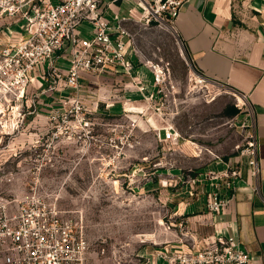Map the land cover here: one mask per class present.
I'll return each instance as SVG.
<instances>
[{
  "label": "rangeland",
  "instance_id": "1",
  "mask_svg": "<svg viewBox=\"0 0 264 264\" xmlns=\"http://www.w3.org/2000/svg\"><path fill=\"white\" fill-rule=\"evenodd\" d=\"M24 25L0 38L15 39ZM124 28L141 68L134 81L159 90L151 100L120 75L83 76L75 96L53 79L33 80L21 102L0 95V221L33 197L76 225L88 264H146V252L177 241L178 193L219 171V160L238 161L249 125L238 95L195 85L172 29L155 21ZM168 127L177 140H163Z\"/></svg>",
  "mask_w": 264,
  "mask_h": 264
},
{
  "label": "built area",
  "instance_id": "2",
  "mask_svg": "<svg viewBox=\"0 0 264 264\" xmlns=\"http://www.w3.org/2000/svg\"><path fill=\"white\" fill-rule=\"evenodd\" d=\"M119 1L123 0H0V20H9L6 27L25 21L15 39L0 38V95L21 102L33 80L53 79L62 84V90L75 96L83 76L121 75L145 95V100H151L159 90L153 87L148 92L146 86L132 77L129 33L121 21L110 27L104 18L105 9ZM136 1L141 9L139 23L155 21L174 29L182 0ZM83 24L89 27L87 37L81 33ZM189 68L198 88L228 90L195 71L190 62ZM153 72L158 86L160 76L155 67ZM55 88L51 90L56 91ZM238 97L245 101L243 95ZM74 109L75 113H82L81 106ZM83 120L81 117L79 123ZM163 131L164 141L177 140L178 135L171 127ZM219 162L223 169L210 170L190 180L192 185L209 184L205 210L211 214L220 213L234 200V184L244 165L256 190L260 167L249 125L238 161L233 165ZM177 244L181 247L179 251H158L157 258L168 264H253L249 252L234 237H216L203 244L181 230ZM87 250V241L70 219L61 218L55 208L46 207L33 197H27L13 214L0 221V264H88Z\"/></svg>",
  "mask_w": 264,
  "mask_h": 264
},
{
  "label": "crops",
  "instance_id": "3",
  "mask_svg": "<svg viewBox=\"0 0 264 264\" xmlns=\"http://www.w3.org/2000/svg\"><path fill=\"white\" fill-rule=\"evenodd\" d=\"M136 2L123 0L108 6L104 18L112 8L111 19H106L109 26L115 27L117 21L123 26L138 23L141 9ZM8 22L0 20L1 32ZM173 31L195 71L245 97L260 167L256 190L248 168L242 167L234 184V200L218 214L205 210L209 184L186 182L184 191L178 193L186 197L178 204L177 216L182 217L178 228L183 227L203 244L216 237H234L249 252L253 264H264V0H182ZM81 33L88 36L87 29ZM140 69L133 65L132 75L138 80ZM146 89L150 92L148 86ZM219 166L223 169L222 164ZM172 242L146 252V264H168L156 253L179 251L177 241Z\"/></svg>",
  "mask_w": 264,
  "mask_h": 264
}]
</instances>
